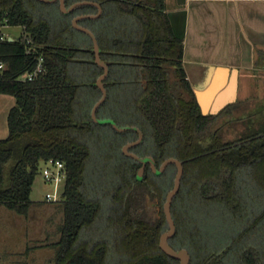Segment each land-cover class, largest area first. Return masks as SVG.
<instances>
[{
    "label": "trees",
    "instance_id": "1",
    "mask_svg": "<svg viewBox=\"0 0 264 264\" xmlns=\"http://www.w3.org/2000/svg\"><path fill=\"white\" fill-rule=\"evenodd\" d=\"M64 1L67 8L79 2L101 6L97 19L79 21L95 36L100 58L109 70L104 80L106 99L96 111L97 119L109 118L118 127L124 123L139 129L143 139L129 153L152 156L156 168L169 158L183 162L180 188L171 203L176 231L168 244L174 250H186L189 264H218L224 252L215 255L180 241L186 237L187 218L183 223L181 206L195 194L206 203L239 207L236 180L239 170L248 166L251 182L264 191V166L258 165L264 162V119L248 117L247 131L225 140L224 128L230 121L220 120L231 114V106L217 116L202 115L186 79L183 41L172 32L165 0ZM96 13L95 7L82 5L66 16L36 0H0V23L22 29L18 39L0 41L4 67L0 95L14 99L6 116L7 136L0 139V207L30 219L34 205L30 193L39 165L57 160L66 173L57 202L61 219L57 229L28 252L52 248L56 264H179L158 248L160 236L168 229L163 204L173 187L175 166H167L159 176L146 166L137 180L141 165L122 152L138 139L137 133H119L90 117L101 98L94 83L103 71L93 62L92 40L70 21ZM46 14L55 20L54 25L41 17ZM39 55L44 58L45 73L33 82L23 81ZM85 86L92 94L81 91ZM81 94L91 97L84 111L79 106ZM118 111L123 117L129 113L131 119L121 120ZM91 136L107 148L102 168L111 170L102 182L87 181ZM97 226L111 235L113 246L111 241H92ZM240 260L259 264L254 247L243 250Z\"/></svg>",
    "mask_w": 264,
    "mask_h": 264
},
{
    "label": "crops",
    "instance_id": "2",
    "mask_svg": "<svg viewBox=\"0 0 264 264\" xmlns=\"http://www.w3.org/2000/svg\"><path fill=\"white\" fill-rule=\"evenodd\" d=\"M165 2L171 8L170 10L166 9V13L172 12V19L184 26L183 67L198 107L197 99L203 104L205 112L214 109L220 99L228 98L227 90L235 80L237 83L235 101L223 107L216 115L210 114L217 116L231 106V114L228 117H223L224 122L230 121L232 124V119H237L238 122L233 123L235 127L226 126L224 135L227 139H233L232 133L238 136L246 132L245 122L248 117L264 119V92H262L264 89V0H165ZM89 6L96 8L94 5ZM179 7H183V9H178ZM97 14L98 9L95 15ZM190 28L193 31H190ZM94 64L98 66L95 62ZM98 67L102 69L100 66ZM106 78L102 80L104 88H106L104 82ZM97 80L94 86L100 91ZM223 87L224 89H222ZM210 88H218L221 91L218 95H214L210 93L212 90ZM1 96L5 97L6 95ZM4 101L8 100L0 98V105L5 103ZM237 126H239L238 131L235 129ZM124 127L135 128L127 124ZM238 197L240 199L239 195ZM248 197L247 192L245 199ZM255 198H258V202H256L258 207L261 200L259 214L256 216L258 221H261L264 218V191H258ZM31 226V224H26L24 227L23 235H21L23 245L18 250V256H15L14 260H10L11 258H7L8 255L0 254V264H5L6 261L9 264H56L54 261L55 250L52 248H37L30 252L27 251L34 244L45 239L49 231H55L56 226L48 224L46 226L48 229L40 226L38 230L30 229ZM95 230V237L92 241L108 243L111 241L110 246L114 245L109 233H102L103 229L100 230L98 226ZM247 231H249V225L240 229L236 235V241L247 235ZM243 245L238 255L240 264H242L240 254L248 247L255 248L258 263L264 264V246L259 242L255 245L247 243H243ZM205 251L217 254L214 251ZM113 262L112 257L111 263Z\"/></svg>",
    "mask_w": 264,
    "mask_h": 264
},
{
    "label": "rangeland",
    "instance_id": "3",
    "mask_svg": "<svg viewBox=\"0 0 264 264\" xmlns=\"http://www.w3.org/2000/svg\"><path fill=\"white\" fill-rule=\"evenodd\" d=\"M51 5L53 8H55L56 12L58 9L60 10L59 1H55L51 3ZM65 8L67 7L65 6ZM31 10L36 12L37 8L32 6ZM69 14L70 13L64 15L67 16ZM36 17H38V15H36ZM41 17L43 19L48 20L50 24H55V20H53V18L49 15L46 14V17ZM77 17L71 19L70 22L72 26L73 20ZM79 21L76 22L77 26H80ZM0 30L5 37L11 38L12 40L18 39L22 33V29L20 27H8L6 25ZM190 31L193 30L190 28ZM80 75L85 78L83 70H80ZM176 90L177 89L174 88L172 92H175ZM81 91L84 93L90 91V93L92 94L91 89L87 86L83 87ZM262 92H264V89ZM0 98L1 100H4V98L5 100H8L4 101L5 103L0 105V139H4L7 136V111L14 105V99L10 96H1ZM90 98L91 97L86 98L84 94H81L82 101L80 99L79 106L83 111L90 106ZM117 115H121L119 111L116 113V116ZM125 119H131L129 113H126L125 117L122 116L121 120ZM223 120L224 119L222 118L220 122ZM120 125L125 124L120 123ZM228 126L231 127L234 125L233 123H229ZM235 129H237L238 131L239 126H237ZM232 136H234L232 138L237 137L233 133ZM224 139L228 140L225 135ZM89 142L92 143L93 150L91 159L89 161V166L87 168V181L89 183L90 180L94 179L97 182H102V180H105L104 176L107 178L110 174L109 171L111 170V168H107V172H105V169L102 168V159H105L104 156L107 148L105 147V145L102 146L98 143V138L96 136H91ZM263 163V161H259L258 165L262 168L264 166ZM42 168L43 165L40 164L38 168L39 174L35 178L30 193V200L34 202V205L30 212V219L25 221L21 216H17L12 212H9L6 209L0 207V254H5L6 256L8 255L7 258H11L10 260H14L15 256H18V250L23 245L21 235H23V230L26 224L32 225L30 229L38 230L40 226L45 229L47 228L46 226L48 224L51 226L55 225L57 229V226L60 222L61 215L59 213V207L57 206V202L52 204H48L45 202V195L47 193H52L53 188L52 186L42 181V178L40 176V171ZM249 172V166L247 168L244 167L239 170V174L237 176L236 196H240L239 207L232 208L227 204H222L219 206V204L216 203V205L213 201H208L206 203L201 200H198V198L195 197V194L194 199L189 197V199L184 200L183 205L181 206V216L183 223L184 219L187 217L185 223L186 240L181 239L180 241H186L188 244H190L191 248L193 247V245L202 246L203 248H205V250L216 252L217 254L215 255H220L224 252L222 255H220L221 257L219 258L218 264H240L238 255L240 249L244 246L243 243L255 245V243L259 242V244L264 246V218L261 221L254 222V220L257 218L256 216L259 214L258 211L261 207V200L260 206L258 207L256 205V202H258V198H255V196L257 195L258 191L263 190H258L253 185ZM143 175L144 171L142 177ZM88 188H90V186ZM241 191L242 194L240 195ZM246 191L248 192V199H245L247 193ZM146 207H149L148 203L146 204ZM148 209L149 208H146L147 214L149 213L153 217L154 215L152 214V210ZM248 225L250 229L249 231H247V235L242 237L241 240L236 241V235L239 233L240 229H244ZM186 246L189 245L186 244ZM227 247H229V249H226ZM6 262L7 263L5 264H9L8 261Z\"/></svg>",
    "mask_w": 264,
    "mask_h": 264
},
{
    "label": "water",
    "instance_id": "4",
    "mask_svg": "<svg viewBox=\"0 0 264 264\" xmlns=\"http://www.w3.org/2000/svg\"><path fill=\"white\" fill-rule=\"evenodd\" d=\"M36 1H38L40 3H43V4H51V3L55 2V1H59L60 10H61L62 14L71 13L75 8H77L79 6H82V5H94L98 9V14L97 15L86 16V17L85 16H79V17H77L76 19L73 20V27L76 30L88 35L90 37V39L92 40L93 53H94V62L103 69V74L97 80L98 87H99V89L101 91V98L98 100V102L92 108L91 119L95 123H98V124L110 125L114 130H116L119 133L125 132V131H128V130H133V131L137 132L138 140L133 142V143H130L129 145H127L126 147L123 148V153L125 154V156L134 159L136 162H138L141 165V168L137 171V176H136L137 180H141L142 179V174H143L144 167H145L146 164H148L150 166L152 172L155 175L162 174L165 171V169L167 168V166H169V165H174L175 166L176 174H175L174 180H173V187L167 193L165 202L163 204V213H164L167 225H168V229H167L166 232H164L160 236L159 243H158V248L165 256H167L168 258H170L172 260L178 261L179 264H189L190 257H189L188 252L186 250H184V249L174 250L168 244V240L174 236L175 231H176L175 224H174V221H173L172 216H171V203H172V200H173L174 196L177 194V192L179 191V188H180V182H181V178H182V175H183V162L178 161V160L173 159V158H169V159L165 160L160 165V167L157 169L155 167V162L153 161L152 158H150V157L139 158L138 156H136V155H134L132 153H129V149L131 147H134V146L138 145L143 139L142 133L138 129L130 128V127H118L115 124V122L113 120H111V119L98 120L96 118V110H97V108L106 99V90H105V88L103 86L102 80L107 77L109 70H108V67L105 64V62H103L100 59V49H99V47L97 45V41H96L93 33H91L88 29H86L84 27L77 26L76 22L79 21V20H82V19H86V18H90V19L97 18L98 15L101 13L100 5L96 4V3H91V2H79V3L73 4L69 8H65L64 0H36ZM165 6H166L167 10L171 9L167 5L166 2H165ZM178 9H183V7H179ZM171 15H173L172 12H168L167 13V18H168V20L170 22V26H171L172 32H173L174 36L177 39H181L182 40L184 38V26L180 22H177L176 20L172 19L173 17ZM9 41L11 42L12 39L10 38ZM210 89H212L211 92H210ZM210 89H208L209 92L211 94H214V95H216V94L218 95L220 93V91H221L218 88H210ZM222 89H224V87ZM228 89H229V90H227L228 98L224 99V98H222L223 97L222 96L221 97L222 99H220V102L217 103L215 108L212 109L209 112H205V110L203 109L204 108L203 104L197 99L199 107L201 109L202 115H207V114H211V115L215 114L216 115L223 107L233 103L235 101V96H236V91H237V83H236L235 80L232 81L231 86Z\"/></svg>",
    "mask_w": 264,
    "mask_h": 264
},
{
    "label": "built area",
    "instance_id": "5",
    "mask_svg": "<svg viewBox=\"0 0 264 264\" xmlns=\"http://www.w3.org/2000/svg\"><path fill=\"white\" fill-rule=\"evenodd\" d=\"M2 27H4V25L0 23V29ZM5 39H8L9 41L10 38L5 37L0 30V41H3ZM27 54H30V51H27ZM35 62L36 64L34 69L28 72L22 78L23 81L33 82L39 76L45 73L43 56L42 55L37 56L35 58ZM3 68H4L3 65L0 63V71L3 70ZM40 176L44 183L52 186L53 188L52 193H47L45 195V202L55 203L59 201L61 199L62 188L66 177L65 167L63 163L57 160L55 161L53 159L48 160L47 163L42 168Z\"/></svg>",
    "mask_w": 264,
    "mask_h": 264
},
{
    "label": "flooded vegetation",
    "instance_id": "6",
    "mask_svg": "<svg viewBox=\"0 0 264 264\" xmlns=\"http://www.w3.org/2000/svg\"><path fill=\"white\" fill-rule=\"evenodd\" d=\"M207 115H210V114H207ZM131 148H132V147H131ZM131 148H130V149H131ZM146 157H150V158H152V159H153V157H152V156H146ZM153 161L155 162V160H154V159H153ZM146 166L150 167L148 164H146V165H145V167H144V170H145ZM155 167H156V164H155ZM150 169H151V168H150ZM157 169H158V168H157ZM153 174H154V173H153Z\"/></svg>",
    "mask_w": 264,
    "mask_h": 264
},
{
    "label": "bare ground",
    "instance_id": "7",
    "mask_svg": "<svg viewBox=\"0 0 264 264\" xmlns=\"http://www.w3.org/2000/svg\"><path fill=\"white\" fill-rule=\"evenodd\" d=\"M58 202V201H57ZM48 204H52V203H48Z\"/></svg>",
    "mask_w": 264,
    "mask_h": 264
}]
</instances>
